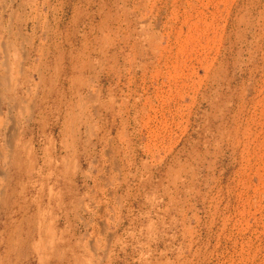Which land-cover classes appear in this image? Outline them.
Wrapping results in <instances>:
<instances>
[{
	"label": "rangeland",
	"instance_id": "374dc122",
	"mask_svg": "<svg viewBox=\"0 0 264 264\" xmlns=\"http://www.w3.org/2000/svg\"><path fill=\"white\" fill-rule=\"evenodd\" d=\"M8 48L0 264H264V0H0Z\"/></svg>",
	"mask_w": 264,
	"mask_h": 264
},
{
	"label": "bare ground",
	"instance_id": "6f19581e",
	"mask_svg": "<svg viewBox=\"0 0 264 264\" xmlns=\"http://www.w3.org/2000/svg\"><path fill=\"white\" fill-rule=\"evenodd\" d=\"M20 16V15H19ZM27 41V40H26ZM5 52H6V59L5 60H7V61H9L8 63H6L5 62V60H4V64H5V67H6V71H5V74H3L2 75V77H0V89H6V90H11V91H14L15 92V94L14 95H16L17 94V88H16V86L13 84V79L15 78V73L16 72H14V71H16V68H14V67H12L11 66V62H13V59H14V57H15V52L16 51H13L11 48L9 49H6V50H4ZM23 51V50H22ZM25 56V55H24ZM21 72V71H20ZM1 94V93H0ZM10 96V95H9ZM0 99H1V95H0ZM7 100L8 101H10V103H11V101H12V99L11 98H8L7 97ZM18 106H17V105ZM14 103V105H12V106H10V107H14L15 105L17 106V108H19L20 109V105H19V103ZM15 106V107H16ZM14 109V108H13ZM72 109V108H71ZM9 112V111H8ZM70 113V112H69ZM1 116V115H0ZM13 118V117H12ZM75 118V117H74ZM72 121V120H71ZM75 121V120H74ZM0 122H1V118H0ZM14 122V121H13ZM75 123V122H74ZM76 124V123H75ZM13 125H15V124H13ZM76 126V125H75ZM15 127V126H14ZM13 128V127H12ZM14 130V129H13ZM13 130H11V131H13ZM18 131V130H17ZM20 131H21V129H20ZM15 135H13V134H10V140L14 143V141H15V137H14ZM11 143V142H10ZM13 143H11L10 145L11 146H13L12 144ZM88 145V144H87ZM10 148V147H9ZM9 150H11V148L9 149ZM16 151V150H15ZM17 151H19V150H17ZM2 153H5V151H3ZM17 154V153H16ZM50 233V232H49Z\"/></svg>",
	"mask_w": 264,
	"mask_h": 264
}]
</instances>
